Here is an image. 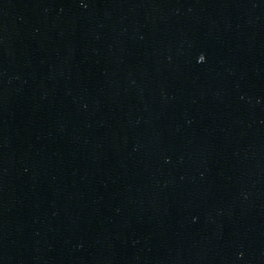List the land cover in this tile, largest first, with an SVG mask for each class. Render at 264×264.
I'll list each match as a JSON object with an SVG mask.
<instances>
[{
  "label": "water",
  "instance_id": "95a60500",
  "mask_svg": "<svg viewBox=\"0 0 264 264\" xmlns=\"http://www.w3.org/2000/svg\"><path fill=\"white\" fill-rule=\"evenodd\" d=\"M0 264H264V0H0Z\"/></svg>",
  "mask_w": 264,
  "mask_h": 264
}]
</instances>
